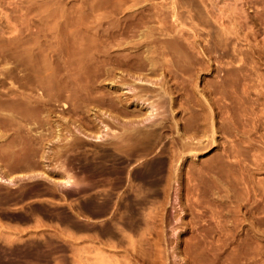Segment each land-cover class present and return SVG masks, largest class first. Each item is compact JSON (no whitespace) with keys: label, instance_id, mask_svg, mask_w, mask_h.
Masks as SVG:
<instances>
[{"label":"rangeland","instance_id":"1","mask_svg":"<svg viewBox=\"0 0 264 264\" xmlns=\"http://www.w3.org/2000/svg\"><path fill=\"white\" fill-rule=\"evenodd\" d=\"M121 1L124 0H0V79L5 81L0 82V135H2L0 136V169L7 176L14 178L15 175L16 178H14L16 180L14 184H2L4 190L3 188L0 190V194L3 193L0 195V264H264V0H149L154 3V6L144 9V12L140 8V4L130 6L129 3L132 1L125 0L129 1L127 2L129 6L123 4L122 7ZM146 1L148 2V0ZM118 2L119 5L116 4ZM139 3L144 4L145 2L140 0ZM124 7L125 10L130 7L128 10L135 11V14L133 16L121 14L125 11ZM115 8L117 11L114 10ZM137 9L138 12H136ZM112 10L116 15L111 13ZM152 15L153 18L150 19ZM165 16L169 21L164 23L170 26L173 21L172 25L176 26L177 30L173 28V31L178 32L179 30V35L182 34L179 37L180 42L182 45L184 44L185 50H188L190 55L192 53L193 60L197 57L200 62L204 63L205 61L202 66L197 63V66L204 70H200V73L198 72V76H200L194 80L198 91L196 90L197 94L195 93L192 99L200 103V100L209 101L210 98L209 103H212L213 99L218 100L221 105L229 101L227 100L228 94L223 88H220L222 93L220 89L214 91L216 94L210 93L209 85L211 84L210 86L213 88L212 84L220 82L223 71L220 72L221 75L217 72L219 74L217 76L215 70L205 69L203 65H206L207 62H214V66H216L215 63L225 64V66L245 65L248 67L247 70L240 72L241 74L237 72L238 75L235 73L233 77L242 76L240 79L243 86L240 85V88L245 89L244 86L247 85L246 88L252 89L245 102V107L247 105L249 108L240 106L244 108L239 107L240 109L236 108L216 114L215 112L219 108L215 109L213 106L214 119L208 118L207 122L209 125L214 122L215 126L209 127L208 131L213 129L215 132L211 131L209 135H206L209 133L207 131H205L206 133H203L204 131L196 132L200 138L203 137V141L192 129L191 133L195 134L191 135L190 129L185 126L188 122L190 123L191 119L189 118L194 113L193 109L190 107L186 109L193 112L191 113L189 110L186 112L182 107L177 108L176 117L180 124L178 128H181L179 133H182V136L185 135L187 141L190 140L189 142L196 145L192 143L195 145L193 151L180 152L178 143H180L181 136L178 132L176 133L177 128L173 127V131L176 130L174 133L172 126L166 131L168 140H166V144H170L169 148L166 145L168 151L165 157L168 162L164 172L166 180H161L159 183L155 184L150 181L144 183L136 179L140 185L136 180L130 183L127 181V185L114 188V192L113 188L108 189L107 193L103 188L92 192L87 191L88 193H74L72 190L60 187V183L57 186L58 182L52 181L51 177L52 179L59 177L53 167L58 164L57 161L60 159H56L52 154L44 159L43 151L48 148L55 151L58 149L57 147L65 145L66 136L74 138L76 136L72 131L62 128V136L58 141L55 130L49 132L43 128L41 131L40 127H35V130L25 128L24 131L22 130L23 132L21 131L22 133L16 134V131L12 129V126H15L14 123L39 126L36 123L34 125L35 120H32L31 116H26L27 114H18L17 122L10 118L12 109L8 106L7 101L12 98L10 97L12 94L7 93L8 86L17 89L19 82L12 76L6 78L7 76H3L5 75L3 73L6 67L14 64L17 57L19 59L28 58V55L19 57L13 49L22 46L32 47L35 46V43L37 47H45L44 44L48 43L51 48L54 45V49L58 47L57 50H69L70 47L73 48V45L77 44V37L80 35L85 44L89 42V44L93 42L95 44L96 41L102 46L104 43L100 41L103 40L98 38L97 32L107 29L108 25L110 28H116L115 30L119 28L120 31L124 28L134 30L133 26L135 27L134 24L139 18L148 17L151 25L154 28L157 27L155 28L157 30L163 26L166 27L162 21L158 20L159 17ZM173 19L180 20L181 23L175 24L176 21ZM133 20L135 21L133 22ZM94 22L98 28L100 27L99 29L95 25V27L92 26ZM115 22L117 26L114 25ZM132 22L133 24H130ZM52 23L55 24L52 29L57 41L50 37ZM89 27L92 32L94 31L93 33H90ZM71 30L76 35H72ZM95 33L96 35L93 36ZM49 34L51 35L49 36ZM94 38L96 39L94 40ZM73 39L76 41L74 42ZM51 40L53 41L51 42ZM190 41H194L196 44L190 43ZM11 54L12 56H10ZM34 57L37 59L36 56ZM57 59L58 56H54L52 64L54 63L55 66H52L58 69V65L56 66L55 63L59 61ZM189 60L193 61L191 58ZM196 61L199 62L198 59ZM57 64L61 65L62 63L60 61ZM19 73L23 74L22 71ZM117 75H121V73L119 72ZM184 75L187 76L188 73ZM244 75L248 76L245 78ZM180 77H176L175 80L173 78L171 81L177 82L178 80L183 85V78ZM248 81H252V84ZM108 85L111 86V84H107L104 88L107 91H112ZM180 90L178 94L174 93V95L178 100L181 99L184 103L188 102L184 98L188 99L189 94L184 93L183 89ZM25 91L31 93L30 89ZM197 96L198 98H196ZM202 96H205L204 99ZM192 99L191 102L189 101L190 105L194 103V101L192 103ZM248 99H250L252 107L248 105ZM193 108L197 109L199 106L195 105ZM61 111L62 105L59 104L52 114L53 117L51 116L53 126H58L57 123L62 122ZM236 112L239 114L237 115ZM231 113L236 117L240 116L243 120H240V127L234 128L233 124L226 121L224 115ZM42 114H46V112H42ZM68 114L70 113L63 114L62 112V115L65 116ZM240 117L238 118L240 119ZM223 118H225L226 126ZM186 128L189 132L185 131ZM9 131H11L10 135ZM35 132L40 136L35 138ZM201 132L206 136H203ZM69 133H72L71 136ZM21 134L23 135L21 136ZM12 137L14 138L11 140ZM78 137L90 142L81 135ZM30 138H33L32 142ZM54 138L58 142L54 141ZM34 139L37 141L35 142ZM41 139L47 141H41ZM199 140L201 142L197 143ZM11 141H14L15 144L12 148L13 142ZM230 145L237 148L241 145V148L238 150L233 147V152ZM4 146H9L6 148L11 152H8ZM26 146L28 148L31 146L33 154L30 153L31 148L29 150ZM14 147L17 148V151ZM18 148L20 149L18 150ZM14 151L16 152L14 153ZM24 152L27 156L23 154ZM152 152L150 151V155L146 153L145 156H137L135 159L138 163L136 160L135 162L132 160L135 164L131 163L129 170L132 171L135 166L142 168L144 163L146 165L152 159L162 155L155 150ZM154 152L156 153L154 154ZM170 155L171 157H169ZM173 155L175 158L172 157ZM26 157L29 158V163ZM239 159L243 165L239 163ZM18 161L19 163H17ZM16 163L19 165L18 167L15 166ZM222 164L228 165L222 166ZM45 165L49 166L51 170H46ZM22 167L24 168L22 169ZM22 170L26 173L31 172V174L39 171H47V174H50L29 179L28 176H19L21 172L23 173ZM225 172L228 175H225ZM231 177H233V181L230 182ZM17 182L21 186L17 185ZM38 182L40 183L37 184ZM221 182L222 184L226 182L228 185L225 183L222 187ZM165 183H168L167 186ZM136 184L139 185L138 188L135 186ZM22 185L25 186L22 187ZM48 185L49 187L42 188ZM134 190L138 193L134 194ZM156 190L160 193L159 196H155L158 193ZM109 193L111 196L112 193H115L117 197L114 194L111 197ZM96 195L99 197L97 198ZM112 199L117 200L114 202ZM139 201L144 204H140ZM220 225H222L221 229ZM231 229L232 234L230 233ZM225 242L227 244H224ZM100 258H104V260L100 262Z\"/></svg>","mask_w":264,"mask_h":264},{"label":"bare ground","instance_id":"2","mask_svg":"<svg viewBox=\"0 0 264 264\" xmlns=\"http://www.w3.org/2000/svg\"><path fill=\"white\" fill-rule=\"evenodd\" d=\"M131 1L132 2L129 3L130 6L140 4L141 5L140 8H142V11L144 9L151 8L154 6V3L149 1V0H148V2L146 0H144V2H145L144 4L139 3L140 0H139V2H137L138 0H131ZM127 2H129V1H127ZM127 2L124 0V1H121L120 4H121V6L123 4H125V5L127 4V6H129ZM116 4L119 5V2ZM155 4H157V3H155ZM110 5L112 7V4H110ZM116 8L114 10L117 11ZM128 8H130V7H127V9H126L127 11H126L125 7H124L125 11L123 13H121L120 11L119 12L121 14L126 15V16H133L135 14V11L128 10ZM140 8H139V10H140ZM114 10L111 11L112 14H115ZM119 10H121V9H119ZM160 10H162V9H160ZM142 11H141V13H142ZM136 12H138V9L136 10ZM111 13H109V14L111 15ZM163 14H162V16H164ZM142 15H143V13H142ZM166 16L165 17H159L158 20L162 21V23L169 21L167 19L168 16L167 17ZM143 17H144V15H143ZM151 18H153V15H152V17H150V19ZM180 18H178V19H180ZM129 19H131V17ZM150 19H148V17L145 19L139 18V20H137V22L134 24L135 27L133 26V28H135L134 30L124 28V29H122V31H120V30H118L119 26L117 27L118 28L117 30H115L116 28H112V27L110 28L109 25H108L109 28L106 26L107 29H102V30H99L97 32L98 38L103 40V41L99 40L100 42L104 43V45H102V46L99 44V42L96 43V41H95V44H93L94 42L92 44H89L90 43L89 41H88L89 42L88 44H85L83 42V40L80 38L81 37V35H80V37H77L78 38L77 41L74 40L75 39L74 37H72V38H74L73 41L74 42L76 41L77 44H75V46L73 45V48L70 47L71 49L68 48L69 50H62V49L57 50L58 47H57V49H54V45H53L52 46L53 48H51L50 45H48V43L44 44V45H46L45 47H43V46L37 47V45L35 43V46L33 45L32 47L22 46V47H16L15 49H13L18 54L19 57L20 56L22 57L23 55L24 56L28 55V58L27 57H26L27 59H22V58L19 59L18 57L16 59L14 58L15 59L14 64L6 67L5 68L6 70L3 73V74H5L3 76H7L6 78H8V76L9 77L12 76V77L16 78V80H18V82H19L18 86L16 84L17 89H15L11 86L10 87L8 86L7 93L12 94V96L9 95L12 98L9 97L10 99L7 101L8 106L12 109V110H10V111H12L10 118L12 119V121H16L17 118H19L18 114H21V115L27 114L26 116H31L32 120L33 119L35 120V122H33L34 125L36 123L39 126H33V125L32 126H25V124H23L24 125L23 126L21 123H18V124L14 123L15 126H12V129L14 131H16V134L19 132L22 133L24 131L23 129H25V128H28L31 130V129H34L35 127H40V130H41V128H43V129L48 130L49 132H52L53 130H55L56 131V138L58 141L60 140V137L62 136L61 135L62 128L67 129L68 131H72L73 135L76 136L75 138L66 136L67 142L65 143V145H62L61 147H57L58 149L56 148L57 150H55V151H53V150L51 151L49 148H48V150L43 151L42 156L44 157V159L48 155L50 156L51 154L53 156H55L56 159L57 158L60 159L59 161H57L58 164H56V166L53 167V168H55L54 171H56L59 174V177L57 179L56 178L52 179V177H51L52 181L54 180V181L58 182L57 186H59V183H60V187L72 190L74 193H82V192H87V191L92 192L93 190H97V189L101 190V188H103L104 191L106 190V193H107L108 189L113 188L112 191L114 192V188H117L118 186H123L124 184L127 183V181L130 183L136 179H139V180L143 181L144 183H146L147 181H150L151 183L155 182V184L159 183L161 180H166L165 179L166 175L164 172L167 169L168 162L166 161L165 157L167 156V153H168L167 146L169 148V145H170V144L169 145L166 144V140H167L166 139V137H167L166 131L169 130L171 128V126H172V131H173L174 126L177 128V131L174 130V131H176V133L177 132L179 133L180 132L179 130L181 129V128L180 129L178 128V126H180V124L178 122L179 120H177V117H176L177 116L176 110H178L177 108L182 107L183 109L186 110L187 108L190 107V109H193L192 111H194V113L188 109L191 113H193V115L191 116V118L188 117L189 119H191L190 123L188 122V124L185 125L190 129V133H191V129L195 133L198 131H204L203 133H206L205 131L209 132L208 131L209 127L215 126L214 122H212L210 125L208 124L209 122H207L208 118L214 119L213 118V106L215 107V109L219 108V110L217 109L218 111L215 112L216 114L217 113H223V111L227 112L228 110H233L236 108L240 109L241 108L240 106L245 107V102L247 101V98H249L250 93H251L250 91L252 89L249 90L248 87L246 88L245 86H247V85L244 86L245 89L240 88L242 76L239 75L241 77V79H240V77H237V76L233 77V74L236 73V75H238L240 72H244L245 70H247L248 67H246L245 65H238V66H235V65L229 66L228 65V66H225V64L221 65L218 63L217 64L215 63L216 66H214V62H211V61L207 62V60H206V62H207L206 65H203L205 67V69H208L209 71L215 70L216 73L219 72V74H220V72L223 71L220 82H218V80H217L218 83L213 82L214 83V84H212L213 88H211L212 87V86H210L211 84L209 85L210 93L214 94L215 90L223 88V90L226 92V94L229 95V96L227 95V97H228L227 100H229V101L224 102L222 105L219 103L218 100H213V99H212V103L211 102L209 103L210 98L208 99L209 101L200 100V103L198 101L196 102L192 99V97L195 96L196 90L198 89L196 84L194 83V80H196L195 78L200 76V75L198 76V74L200 73V70H202L201 67L197 66V63L201 64V66H202L203 62H200L199 58H197V57H195V58L198 59L199 62H197L196 59L193 60L194 58H192V57H194V56H191L192 53L190 52L191 53V55H190L188 53V50H185L186 47L184 46V44L182 45V43L180 42V38H179L182 36V34L179 35V33H178L179 30H178V32L173 31L174 30L173 28L176 27V26L174 27L172 25L173 21L170 23V26H167V24L164 23L166 25V27L161 26L162 27L161 29L156 30L155 28H157V27L154 28L153 25H151ZM155 19L157 21V17ZM155 19H154V21H155ZM175 19H177V18H175ZM175 19H173V20H175ZM52 21H54V20H52ZM134 21L135 20H133V22ZM179 21H176L175 24H177V22H179ZM95 22L92 23L93 24L92 26H94V25L96 26ZM133 22L130 24H133ZM180 23L181 22H179V24ZM54 25L55 24L52 23V27L50 29H52V28L54 29ZM101 25H102V22H101ZM114 25H116V22ZM124 26H126V25H124ZM106 27H103V28H106ZM53 29L51 31L52 35L49 34V36L51 35L50 36L51 39L56 40L57 37L54 38V36H56V35L53 34L54 33ZM89 29L91 30V27H89ZM175 30H176V28H175ZM71 31L73 32V30H71ZM72 32H71L72 35H76V34H74V32L73 33ZM93 32L91 30L90 33H93ZM71 34H70V36H71ZM94 35H96V33L93 34V36ZM77 36H79V35H77ZM216 36H218V35H216ZM219 36H220V33H219ZM193 37H194V35H193ZM95 39L96 38H94V40ZM52 41L53 40H51V42ZM190 43H195V42L190 41ZM53 44H54V42H53ZM16 46H18V45L16 44ZM40 46H41V44H40ZM210 47H212V46H210ZM212 48H214V47H212ZM213 50H215V49H213ZM168 55H170L171 57H167ZM10 56H12V54ZM34 56H36L37 59ZM54 56H56V57L58 56V59H57V60H59L58 62L61 61V63H62L60 65V64H57L58 62H55L56 66L58 65V69L53 68V66H55L54 63L52 64ZM38 57H39V59H38ZM189 58H191L193 61L191 62L189 60ZM11 63H12V61H11ZM204 63H205V61H204ZM219 63H221V62H219ZM3 70H4V68H3ZM203 70H204V68H203ZM20 71H22L23 74H20L19 73ZM205 71H207V70H205ZM119 72L121 73V75H117ZM237 72H238V74H237ZM186 73H188L187 76L184 75ZM250 73H249V75H250ZM219 74L217 76H219ZM179 76H181L183 78V85L178 80H177V82H174L175 78L176 77L179 78ZM246 76H248V75H244L245 78H246ZM173 78H174V80L171 81V79H173ZM10 79H12V78H10ZM0 82H5V81H4V79H0ZM242 82L244 83L243 80H242ZM248 82L252 84V81L251 82L248 81ZM14 84H12V85H14ZM107 84H111V86H109V85L108 86H109V88H112L111 89L112 91H107L104 88L105 86H107ZM159 84H160V86H158ZM241 86H243V85H241ZM250 87H251V85H250ZM18 88H21L23 90H20ZM206 88H207V86H206ZM27 89H30L31 93H27L25 91ZM180 89H183L184 93L187 92L189 94V98H190V99L188 98L189 100L184 98L185 100L188 101V102H185L186 104L183 102V100H181V99L178 100L177 96L174 95V93L178 94V92L181 91ZM220 91H221V89H220ZM216 92H218V91H216ZM222 92L223 91H221V93ZM205 93H206V91H205ZM198 96L196 98H198ZM203 97H205V96H202V98ZM208 97H210V96H208ZM181 98H183V96H181ZM191 99H192V103H193V101H194V103L190 105L189 101L191 102ZM248 101H249L248 105L251 106L250 105L251 104L250 99H248ZM253 101H251V102H253ZM59 104L62 105V111L60 112L61 113L60 118H61L62 122L60 124L57 123L58 126H53L54 123L52 124V122H51V116H52L53 112L56 110V106ZM188 104H189V106H188ZM195 105H197V107L199 106V108H197V109L193 108ZM246 107H248V106L246 105ZM243 108H241V109H243ZM188 110H186V112ZM57 111H58V109H57ZM42 112H46V114H42ZM62 112H63V114L64 113H70V114H68V116H65V115H62ZM236 114H237V112H236ZM4 115L6 116V114H4ZM225 115H224V117H226V119H227L226 121H228L229 124L230 123L233 124L232 127L234 126V128H235V127L241 126L240 120H242V119L240 116H238V117H240V119H239L238 117L234 116L232 113L230 115H226V116ZM186 116H187V114H186ZM188 116H189V114H188ZM22 117H24V116H22ZM24 118H26V117H24ZM184 118H183V120L185 121L186 118L185 119ZM223 119L225 122V123L224 122L223 123L225 125L226 124L225 118H223ZM211 121H213V120H211ZM221 121H222V119H221ZM219 123L221 124L222 122H219ZM31 124H32V121H31ZM183 124H185V123H183ZM243 124H244V122H243ZM29 125H30V123H29ZM225 126H223V127H225ZM228 128H230V127H228ZM221 129H222V127L220 128V130ZM225 129H226V127H225ZM186 130H187V128L185 129V131ZM174 131H173V133H174ZM211 131H214V130L211 129ZM211 131L209 133H206V135L207 134L209 135L211 133ZM10 132L11 131H9V135H10ZM28 133H30V132H28ZM44 133H45V131H44ZM171 133H169V134H171ZM173 133H172V135H173ZM195 133H191V135L192 134L194 135ZM24 134H26V133H24ZM38 134H42V133H38ZM71 134H70V136H71ZM179 134L181 136L180 137V143H178L179 144L178 148L180 149L179 151L183 152V153L185 152V150L186 151L187 150L193 151V149H195L194 147L196 144L193 142H189L190 140L187 141L185 135L182 136V133H179ZM188 134H187V136H188ZM196 134L198 136V133H196ZM22 135L23 134H21V136ZM36 135H37V133H36ZM36 135L34 136L35 138L40 136V135H37V136ZM78 135H81L82 137L88 139L90 142L84 141V139L81 137L79 138ZM199 135H201V134H199ZM206 135L203 134V136H206ZM0 136H2V135H0ZM3 136H4V134H3ZM28 137H30L29 134H28ZM198 137H199V139H201L203 141L202 136H201V138H200V136H198ZM13 138L14 137H12L11 140ZM172 138H174V137H172ZM189 138H192V137H189ZM30 139L32 142L33 138H30ZM23 140H25V139H23ZM26 140H28V139H26ZM42 140H46V139H41V141ZM57 140L54 138V141H57ZM201 140H199L197 143H200ZM20 141H21V138H20ZM36 141L37 140H35V142ZM11 142H13V144L11 146V148H12L13 145L15 146V144H14V141H11ZM25 142H27V141H25ZM28 142H29V140H28ZM207 142H210V141H207ZM207 142H206V144H207ZM192 143L195 145H193ZM8 144H9V142H8ZM21 144L23 145V143H21ZM32 144H30V145H32ZM33 145H32V147H33ZM36 145H38V144H36ZM36 145H35V147H36ZM203 145H202V147H203ZM233 145H235V144H233ZM23 146H25V145H23ZM230 146H229V148H230ZM240 146H239V148H241ZM4 147L9 148V146H4ZM26 147L28 148V146H26ZM40 147H42V146H40ZM173 147H175V146H173ZM233 147H235L236 149L239 150V148H237L236 146H233ZM233 147H232V149L234 152ZM8 148H6L7 151H8ZM27 148H26V151H29L31 146H30V148H28L29 150H27ZM196 148H197V146H196ZM14 149H16V151H17V148L14 147ZM19 149L20 148H18V150ZM88 149H90V150H88ZM225 149L230 150L228 148H225ZM152 150L153 151L155 150L156 152L162 153V155L160 154L161 156L158 158H156L157 157L156 156L155 157L156 159H154V160L152 159L146 165L144 163V166L142 168H136V166H135V169H133L132 171L129 170L130 164L135 162V160H136L135 158L137 156L141 155V157H142V155L145 156L144 154H146V153H149L148 155H150V151L152 152ZM16 151H14V153ZM37 151L39 152V149ZM8 152H11V150ZM12 152H13V150H12ZM156 152H154V154ZM30 153H32V148H31ZM169 153H171V152H169ZM229 153H230V151H229ZM23 154L26 155L25 152ZM157 155H159V154H157ZM178 155H179V153H178ZM238 155H239V153H238ZM169 157H171V155ZM172 157H174V155ZM32 158H33V156H32ZM28 159L29 158L26 159L27 162L29 161ZM223 159H224V157H223ZM22 160L24 161L25 159L23 158ZM30 160H31V158H30ZM34 160L36 161L37 159H34ZM132 160H134V162H132ZM224 160H222V161H224ZM238 161H240V159ZM43 162H44V160H43ZM17 163H19V161ZM17 163H16V165L15 164L14 165L18 167L19 165H17ZM37 163H38V161H37ZM137 163H138V161H137ZM239 163L242 164L241 161ZM34 164H36V162H34ZM14 165L12 166L13 168L15 167ZM26 165L27 164L25 163V166ZM31 165H32V162H31ZM170 165H172V164H170ZM176 165H177V163L174 166L176 167ZM226 165H228V164H225V165L222 164V166H226ZM27 167L30 168L31 166L30 167L27 166ZM23 168L24 167H22V169ZM131 168H132V166H131ZM223 168H226V167H223ZM15 170H16V168H15ZM17 170H19V169L17 168ZM27 170H29V169H27ZM46 170H51V168H49V166H48L46 168ZM22 171H23V173L21 172L19 174V176H24V177L28 176L29 179L35 178V177L38 178L40 176H48V174H50V173L47 174V171H39V172H36L34 174H31V172L26 173V171L24 172V170H22ZM30 171H31V169H30ZM226 174L227 173L225 172V175ZM173 177H174V174H173ZM14 178H15V175H14ZM14 178L12 176H9V175L7 176L0 169V190L3 188L2 184H8V185H10L11 183L14 184L15 183L14 181H16L15 180L16 178L15 179ZM21 178H23V177H21ZM232 179H233V177H231L230 182L233 181ZM19 180L24 182L22 179H19ZM172 180H170V181H172ZM170 181H169V183H171ZM227 181H229V180L227 179ZM136 182L138 183L137 180H136ZM39 183L40 182H38L37 184H39ZM148 184H149V182H148ZM167 184L165 183L166 186H167ZM224 184H222V182H221V186L222 185L224 186ZM17 185H19V183ZM139 185L136 184L135 186L138 188ZM226 185H228V184L226 183ZM19 186H21V185H19ZM24 186L22 185V187H24ZM163 186H164V183H163ZM45 187H49V185L44 186L42 188H45ZM158 187H159V184H158ZM137 188H136V190H137ZM51 189L54 190V188H51ZM58 189H59V187H58ZM66 189H63V190L67 191ZM155 189H158V188H155ZM3 190H4V188H3ZM53 190H49V191H53ZM136 190H134V192H133L134 194L138 193V192H136ZM2 191H1V193H2ZM163 191H164V189H163ZM118 192L120 194V190ZM158 193L155 196H157V195L159 196L160 193L159 194ZM2 194H0V195H2ZM89 194H91V193H89ZM110 194L111 193H109V195ZM113 194L115 195V193H112V196H113ZM148 194H149V192H148ZM4 195H6V194H4ZM109 195H108V197H109ZM140 195H142V194H140ZM96 197H97V195H96ZM99 199H98V202H100ZM121 199H123V198H121ZM95 200H97V199H95ZM116 200H113V201L115 202ZM139 202H140V204L143 203L141 201H139ZM94 204H96V203H94ZM119 204H121V203H119ZM100 205H101V203H100ZM97 207H99V206H97ZM122 214H124L123 211H122ZM122 214H120V215H122ZM138 217H139V215H138ZM221 227H222V225H220V229H221ZM224 228H225V226H224ZM226 230L228 231V228ZM231 231H232V229L230 230V233H231ZM225 232L226 231L224 230V233ZM226 236L228 237V235H226ZM227 240H229V239H227ZM227 240H225V241H227ZM224 244H227V242H225ZM101 260H104V258L99 259L100 262H102ZM100 262H98V263H100ZM104 263H105V261H104Z\"/></svg>","mask_w":264,"mask_h":264}]
</instances>
